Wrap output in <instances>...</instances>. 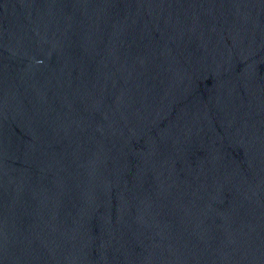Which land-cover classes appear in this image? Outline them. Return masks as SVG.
<instances>
[{
	"label": "water",
	"instance_id": "obj_1",
	"mask_svg": "<svg viewBox=\"0 0 264 264\" xmlns=\"http://www.w3.org/2000/svg\"><path fill=\"white\" fill-rule=\"evenodd\" d=\"M0 264H264V0H0Z\"/></svg>",
	"mask_w": 264,
	"mask_h": 264
}]
</instances>
